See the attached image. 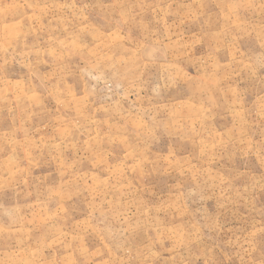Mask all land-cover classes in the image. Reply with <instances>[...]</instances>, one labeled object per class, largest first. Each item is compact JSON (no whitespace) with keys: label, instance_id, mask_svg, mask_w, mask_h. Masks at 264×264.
Segmentation results:
<instances>
[{"label":"rangeland","instance_id":"obj_1","mask_svg":"<svg viewBox=\"0 0 264 264\" xmlns=\"http://www.w3.org/2000/svg\"><path fill=\"white\" fill-rule=\"evenodd\" d=\"M0 264H264V0H0Z\"/></svg>","mask_w":264,"mask_h":264}]
</instances>
